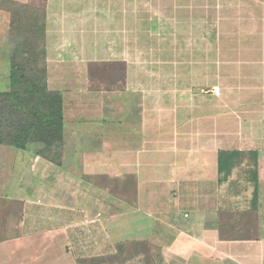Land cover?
Wrapping results in <instances>:
<instances>
[{
    "label": "crops",
    "instance_id": "crops-1",
    "mask_svg": "<svg viewBox=\"0 0 264 264\" xmlns=\"http://www.w3.org/2000/svg\"><path fill=\"white\" fill-rule=\"evenodd\" d=\"M0 4L63 121L0 144V264H264V0Z\"/></svg>",
    "mask_w": 264,
    "mask_h": 264
},
{
    "label": "trees",
    "instance_id": "trees-1",
    "mask_svg": "<svg viewBox=\"0 0 264 264\" xmlns=\"http://www.w3.org/2000/svg\"><path fill=\"white\" fill-rule=\"evenodd\" d=\"M18 12L21 13V17ZM11 28L22 31V36L38 38L39 52H41L42 56L40 63L44 74V68L42 66L44 52L42 50V38L40 36L37 17L34 15L26 17V15L22 14L21 9H17L14 6L10 24V29ZM43 82V89L40 92L38 88L32 90L30 89L31 79L27 78V76L19 70L18 65L12 64L10 66V86L13 89L15 87H20V90L14 91L15 98L21 104L18 112L26 116L30 122L27 120L24 126H20V131L17 132L13 140L14 142L3 144L18 149H26L25 145L19 144V142L25 141L31 131H34L35 136L37 135L36 141L43 144L41 147H49L55 144L59 145L62 142V100L58 93L48 91L45 83V74Z\"/></svg>",
    "mask_w": 264,
    "mask_h": 264
},
{
    "label": "rangeland",
    "instance_id": "rangeland-1",
    "mask_svg": "<svg viewBox=\"0 0 264 264\" xmlns=\"http://www.w3.org/2000/svg\"><path fill=\"white\" fill-rule=\"evenodd\" d=\"M0 6L5 5L0 4ZM18 13L21 17V13ZM8 35L7 40L0 45V144L14 142L17 132L20 131V126H24L27 120L30 122L26 116L18 112L21 104L15 98L14 91L20 90V87L13 89L10 86V66L18 65L19 70L31 79L30 89L38 88L40 92L44 84L38 38L22 36V31L12 28L8 30ZM36 139L37 135L35 136L34 131H31L28 138L25 141H20L19 144H24L26 148L37 151L43 144Z\"/></svg>",
    "mask_w": 264,
    "mask_h": 264
},
{
    "label": "built area",
    "instance_id": "built-area-1",
    "mask_svg": "<svg viewBox=\"0 0 264 264\" xmlns=\"http://www.w3.org/2000/svg\"><path fill=\"white\" fill-rule=\"evenodd\" d=\"M211 92H212L214 95H218L219 92H220V89L217 88V87H213L212 90H211Z\"/></svg>",
    "mask_w": 264,
    "mask_h": 264
}]
</instances>
